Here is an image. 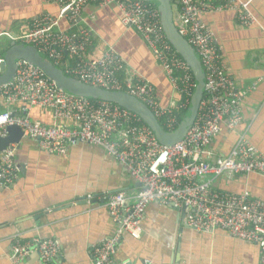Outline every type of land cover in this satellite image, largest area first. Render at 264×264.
<instances>
[{
  "label": "built area",
  "instance_id": "obj_1",
  "mask_svg": "<svg viewBox=\"0 0 264 264\" xmlns=\"http://www.w3.org/2000/svg\"><path fill=\"white\" fill-rule=\"evenodd\" d=\"M59 14H42L31 22L30 30L13 39L31 46L66 76L106 91L124 92L143 103L165 132L181 124L176 112L189 110L195 89L190 69L165 39L156 6L138 0H51ZM173 24L195 51L204 72L202 100L190 128L181 141L163 145L133 113L119 106L70 95L57 88L38 68L17 61L14 77L0 85V138L7 127L15 126L22 138L32 140L51 155L64 156L74 144L102 149L137 185L134 195L119 192L94 197L85 202H101L116 232L91 249V264H115L113 257L123 235H137L145 211L151 203L175 210L186 209V226L196 232L215 230L258 247L264 264V201L246 189L241 192L218 190L220 182H233L238 176L255 175L264 179V154L247 138L238 134L225 155L213 156L210 145L226 130L236 132L242 123L241 104L245 92L236 88L228 73L212 30L204 15L231 11L236 22L249 28L256 22L242 0H177ZM89 4L112 8L120 14L124 27L135 30L155 57L175 98L163 105L155 87L147 80L119 73L124 62L112 49L98 58L87 56L91 33L79 28L80 12ZM65 19L68 29L59 30ZM4 60L0 58V66ZM1 73V71H0ZM264 81V73L252 89ZM34 108L50 112L51 121L42 123L30 117ZM15 145L0 152V187L9 190L17 181ZM37 254L40 264H59L60 243L50 238L15 240L9 259L13 264ZM148 263V262H146ZM118 264H129L121 262Z\"/></svg>",
  "mask_w": 264,
  "mask_h": 264
},
{
  "label": "crops",
  "instance_id": "obj_2",
  "mask_svg": "<svg viewBox=\"0 0 264 264\" xmlns=\"http://www.w3.org/2000/svg\"><path fill=\"white\" fill-rule=\"evenodd\" d=\"M248 3L256 22L243 28L231 11L204 15L216 44L224 56L236 88L245 92L241 104L242 123L236 132H223L212 142L213 156L225 155L237 136L246 132L248 140L264 154V81L252 85L264 73V0ZM175 10V7L174 9ZM42 14L57 17L59 7L51 0H0V58ZM79 28L91 33L87 56L98 58L109 48L123 60L132 78L141 77L155 87L163 105L175 98L155 57L142 37L124 27L120 14L112 8L89 4L80 12ZM59 30L68 29L65 19ZM4 108L0 107V113ZM30 117L44 124L51 121L48 111L34 108ZM17 181L9 190L0 187V264H13L10 252L15 239L50 238L60 243L59 264H91V249L102 239L112 237L116 225L101 202L87 204L85 197L134 195L137 185L99 148L74 144L67 154L55 156L42 151L32 140L15 145ZM218 190L250 194L264 201V179L238 176L233 182H220ZM187 210H175L151 203L137 235H123L114 255L115 264H258V247L233 238L221 230L201 233L186 226ZM148 262V263H146ZM18 264H40L31 254Z\"/></svg>",
  "mask_w": 264,
  "mask_h": 264
},
{
  "label": "water",
  "instance_id": "obj_3",
  "mask_svg": "<svg viewBox=\"0 0 264 264\" xmlns=\"http://www.w3.org/2000/svg\"><path fill=\"white\" fill-rule=\"evenodd\" d=\"M138 1L148 3L151 0ZM152 1L156 2L165 39L188 66L195 81V89L190 100L188 116L174 132H165L153 113L136 98L124 92L106 91L97 87L85 85L70 78L47 59L42 57L37 50L31 46H24L15 42L11 43L3 56L4 63L0 66V85L9 82L14 77L16 62L22 60L41 70L57 88L67 94L113 104L135 114L141 122L151 130L155 138L161 144L170 145L181 141L193 123L199 103L202 100L204 72L195 51L187 41L179 35L173 24V9L178 5V1ZM6 131L7 136L0 138V152L11 145H18L23 139L21 131L15 126L7 127Z\"/></svg>",
  "mask_w": 264,
  "mask_h": 264
},
{
  "label": "trees",
  "instance_id": "obj_4",
  "mask_svg": "<svg viewBox=\"0 0 264 264\" xmlns=\"http://www.w3.org/2000/svg\"><path fill=\"white\" fill-rule=\"evenodd\" d=\"M148 4L149 5H152V6H156V2L155 1H149L148 2ZM17 43V42H16ZM18 44V43H17ZM3 58V57H2ZM194 79V78H193ZM90 101H92V102H94V100H92V99H89ZM176 116L178 117V123L180 124V123H182V121L188 116V110L184 113V111H180V113H177L176 112ZM159 122V124H160V126H161V128L165 131V127L163 126V124H162V121L161 120H159L158 121ZM141 124H143L142 122H141ZM144 125V124H143ZM15 240H18V239H15Z\"/></svg>",
  "mask_w": 264,
  "mask_h": 264
},
{
  "label": "clouds",
  "instance_id": "obj_5",
  "mask_svg": "<svg viewBox=\"0 0 264 264\" xmlns=\"http://www.w3.org/2000/svg\"><path fill=\"white\" fill-rule=\"evenodd\" d=\"M14 42V41H13ZM16 43V42H15ZM19 44V43H18Z\"/></svg>",
  "mask_w": 264,
  "mask_h": 264
},
{
  "label": "bare ground",
  "instance_id": "obj_6",
  "mask_svg": "<svg viewBox=\"0 0 264 264\" xmlns=\"http://www.w3.org/2000/svg\"><path fill=\"white\" fill-rule=\"evenodd\" d=\"M114 259V258H113Z\"/></svg>",
  "mask_w": 264,
  "mask_h": 264
}]
</instances>
